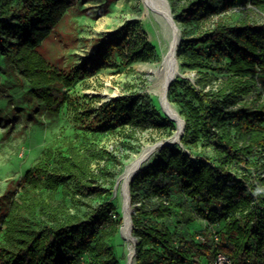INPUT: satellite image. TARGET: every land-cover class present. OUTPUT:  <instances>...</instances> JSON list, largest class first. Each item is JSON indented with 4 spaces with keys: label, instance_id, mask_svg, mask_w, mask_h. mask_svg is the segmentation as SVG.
Masks as SVG:
<instances>
[{
    "label": "trees",
    "instance_id": "16d2710c",
    "mask_svg": "<svg viewBox=\"0 0 264 264\" xmlns=\"http://www.w3.org/2000/svg\"><path fill=\"white\" fill-rule=\"evenodd\" d=\"M79 1L0 0V55L15 73L16 82L26 81V106L32 108L34 101L41 102L51 117L58 116L69 102V95L62 89L70 88L80 73L90 72L88 67L98 71L114 54L127 63L149 62L154 56V47L147 42L140 24L130 21L102 35L95 53L72 72L65 74L49 65L38 48ZM168 1L171 6L175 4ZM240 1L181 0L178 6L177 18L184 25H207L179 42L191 53L189 66L227 75L215 91L185 89V96L196 100L198 107L186 104L188 113L180 142L186 145L189 139L196 144L201 134H212L216 144L222 146L223 160L213 165L192 159L177 147L164 146L155 161L134 176L131 185L175 175L182 190L204 202L201 218L217 223L218 250L230 258L231 264H257L264 249V192L259 187V181L264 184V161H260L264 151V99L260 93L242 99L253 91L264 92V22L227 21L226 13H233ZM245 1L264 8V0ZM217 54L226 55L228 63L221 66L213 62ZM101 108L111 119L128 126L124 132L129 138L150 127L174 129L168 119H158L152 106L134 95L115 98ZM79 114L83 112L75 115L81 121ZM94 161L103 165L93 169ZM232 162L256 164L252 170L258 184L247 177L235 179L227 168ZM108 164L116 166L120 161L107 149L88 146L81 152L72 142L67 143L65 151L48 148L42 152L23 174L20 194L0 213V264H80V259L87 260L84 264H118L109 241L122 224L119 213L112 203L92 205L93 200L111 195L105 178ZM47 190L51 193L46 194ZM134 200L132 197L131 203ZM68 202L83 207L85 215L70 214ZM144 209L141 204L136 216ZM170 211L169 203L161 201L151 211L155 223L142 225L133 218L132 233L138 240L135 264H208L215 251L212 241L201 244L195 240V234L204 227L193 233L184 228L174 236L166 224L160 223ZM194 214L196 217L197 212ZM184 217L186 222L195 220L191 213Z\"/></svg>",
    "mask_w": 264,
    "mask_h": 264
},
{
    "label": "rangeland",
    "instance_id": "374dc122",
    "mask_svg": "<svg viewBox=\"0 0 264 264\" xmlns=\"http://www.w3.org/2000/svg\"><path fill=\"white\" fill-rule=\"evenodd\" d=\"M151 1L154 5H160L158 0ZM173 1L175 2L173 6L169 1L167 2L180 31V42L207 26H202L201 22L192 26L184 25L182 20L177 18L181 0ZM226 16L227 21L230 22L246 19L251 23H262L264 8L258 9L249 2L241 0L235 6L234 12H227ZM130 21L140 24L147 42L154 47L153 58L149 62L127 63L114 54L109 64L98 71L88 67L87 71L90 72L80 73L70 88L62 89L70 99L55 117L47 115L41 102L34 101L32 108L26 106L23 101V94L27 91L26 81H22V84L17 83L15 73L0 55V213L6 210L11 199L20 194L23 174L37 161L42 152L48 148L53 151H65L67 143L72 142L81 152L88 146L104 148L119 159L120 165L106 166V187L111 188V195L93 200L92 205L112 203L122 220L119 210L122 203L120 177L126 164L148 147H150L151 157L142 169L152 164L158 151L151 148L167 140L174 129L158 130L150 127L142 133H137L134 138H129L124 132L128 126L123 127L119 122L111 119L110 115L101 108V104L115 98L134 95L139 97V101L152 106L158 119H167L160 109L158 99L153 94L156 77L148 75L145 70H139V68L153 69L159 65L161 56L167 50L171 39L170 26L142 0H80L67 11L51 36L38 48L39 53L49 65L67 74L81 67L95 53L97 41L102 35L111 33ZM177 57L180 68L192 77L190 80L175 79L171 83L173 86L167 92V99L184 121L188 113L186 104L190 103L193 107H198L196 100L185 96V89L192 87L195 91L201 88L205 91H215L227 75L221 71L196 69L189 66L192 59L191 53L184 46H180V43ZM213 62L222 66L228 63V57L217 54ZM202 75L204 78L201 77ZM259 93L261 99H264V92L257 90L253 91L249 97H243L242 100L255 98ZM82 112L83 114H79L80 121L75 115ZM171 127L173 128V125ZM170 147H177L190 155L192 159H203L213 165L220 164L223 157L222 146L216 144L212 134H201L196 144L187 139L186 145L180 142V146L171 145ZM98 165L101 167L103 162L98 164L94 161L92 168L95 169ZM255 165L251 163V166H246L232 162L227 165V168L235 179L247 177L254 180L257 179L256 173L252 170ZM131 182L132 180L129 183V208L132 221L134 218L138 219L142 225L155 223L151 211L162 201L169 203L171 211L168 217L160 220V223L166 224L174 236L177 235V231L184 228L189 233H193L205 226L199 214V211L204 210V202L200 199H192L187 191L182 190L180 179L175 175L162 176L159 181L146 180L140 185H131ZM259 182V187L264 189V184ZM158 187H162L161 191ZM45 193L48 194L51 191L47 190ZM132 197L135 199L133 203H131ZM141 204L145 206V209L143 213L136 216V210ZM67 208L70 214L79 217L85 215V209L79 205L68 202ZM214 208L216 206L212 205V209ZM194 211L197 212L196 217ZM189 213L195 217L193 222L185 220L184 215ZM133 227L132 223L131 233ZM118 231L109 244L118 264H124L128 243L118 238ZM132 235L135 237L133 233ZM1 237L0 232V242ZM86 261V259H80V264Z\"/></svg>",
    "mask_w": 264,
    "mask_h": 264
},
{
    "label": "bare ground",
    "instance_id": "6f19581e",
    "mask_svg": "<svg viewBox=\"0 0 264 264\" xmlns=\"http://www.w3.org/2000/svg\"><path fill=\"white\" fill-rule=\"evenodd\" d=\"M147 7L153 8V11L159 14L165 19L169 24L171 30V39L167 50L161 56V61L156 68H139V70H145L148 75H154L155 78V89L153 94L158 99V104L163 115L173 124L174 131L172 135L165 141L173 142L172 145L180 146V134L182 132V118L174 110V108L169 104L167 99V87L168 83H172L175 79L181 78L183 80H190L192 75H188L180 68L179 60L177 57V50L179 45L178 38L180 37V31L178 27L171 23L170 17L166 8V5L163 1L161 6H154L151 0H142ZM150 147L143 149V151L135 156L129 163L126 164L124 171L120 177V182L122 184L121 198L122 203L120 206V214L122 217V225L118 231V238L123 239L128 243V252L126 257V262L124 264H133L135 250L134 246L136 241H134L133 235L131 233L132 225L130 224L129 219V210L128 206V193H127V184L130 183L132 177L138 173L148 162L151 157ZM152 149V148H151ZM149 151V152H148ZM149 156L148 160L144 163H140L142 158Z\"/></svg>",
    "mask_w": 264,
    "mask_h": 264
},
{
    "label": "built area",
    "instance_id": "2783aa9c",
    "mask_svg": "<svg viewBox=\"0 0 264 264\" xmlns=\"http://www.w3.org/2000/svg\"><path fill=\"white\" fill-rule=\"evenodd\" d=\"M260 161H264V151L260 153ZM263 177V175H262ZM254 184H258L257 180H252ZM262 192H264L263 187L260 188ZM205 226L201 231H198L195 234V240L198 241L201 244H205L207 242V239H210L213 243V247L215 249L214 256L211 261L208 262V264H231L230 258L225 255L223 252L218 250L219 245V238L216 234V226L217 223H213L207 220H204ZM247 262H251L250 260H247ZM257 264H264V249L261 253V256L257 260Z\"/></svg>",
    "mask_w": 264,
    "mask_h": 264
},
{
    "label": "water",
    "instance_id": "95a60500",
    "mask_svg": "<svg viewBox=\"0 0 264 264\" xmlns=\"http://www.w3.org/2000/svg\"><path fill=\"white\" fill-rule=\"evenodd\" d=\"M159 2H160V5L159 6H161L162 4H163V1H164V3H165V5H166V8H167V11H168V14H169V17H170V21H171V23L172 24H174L176 27H177V25H176V23H175V21H174V19H173V16H172V14H171V11H170V8H169V6H168V0H158ZM153 4V3H152ZM154 6H157V5H154ZM178 42H180V37L178 38ZM171 85V83L169 82L168 83V87H167V89H166V91L168 92V88H169V86ZM183 131H184V121L182 120V132H181V134H180V139H181V137H182V135H183ZM172 143L173 142H168V141H161V142H159V143H157V144H155L153 147H152V149H157V151L160 149V148H162V147H164V146H169V145H172ZM148 155L147 156H145L144 158H142V160H141V162L140 163H144V162H146L147 160H148ZM134 178V176L132 177V179ZM131 179V180H132ZM127 193H128V202H127V204H128V206H129V204H130V198H129V183L127 184ZM129 213H131V211L129 210ZM129 219H130V224L132 225V219H131V214H129ZM134 241H136V238L135 237H133L132 238ZM135 250V249H134Z\"/></svg>",
    "mask_w": 264,
    "mask_h": 264
}]
</instances>
